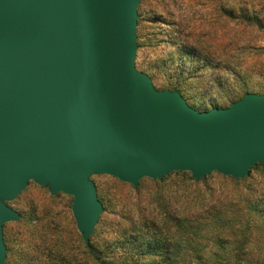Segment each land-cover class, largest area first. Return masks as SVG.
<instances>
[{
    "label": "water",
    "instance_id": "obj_1",
    "mask_svg": "<svg viewBox=\"0 0 264 264\" xmlns=\"http://www.w3.org/2000/svg\"><path fill=\"white\" fill-rule=\"evenodd\" d=\"M140 1L0 0V264L3 225L20 217L7 202L30 181L72 197L88 244L93 175L243 179L264 162V94L199 110L136 68Z\"/></svg>",
    "mask_w": 264,
    "mask_h": 264
},
{
    "label": "rangeland",
    "instance_id": "obj_2",
    "mask_svg": "<svg viewBox=\"0 0 264 264\" xmlns=\"http://www.w3.org/2000/svg\"><path fill=\"white\" fill-rule=\"evenodd\" d=\"M138 16L135 65L151 76L157 89L177 86L186 101L199 110L227 107L245 90L264 93V35L257 27L258 22L264 24V0H141ZM203 33H208V38H198ZM219 43L227 47L223 46L222 52L221 47L214 57L204 56L202 48L215 51ZM250 176L236 183L213 172L193 183L186 181L188 175L184 178L174 174L159 184V192L165 198V186L175 189L184 178L185 188H178L180 195L194 191L196 186H206L214 197L222 191L231 196L241 192L252 199L255 193L264 191V168L252 171ZM92 179L103 205L90 237L97 249L93 253L111 264H165L163 236L153 234L154 231L145 235L146 229L139 221L140 208L157 200L156 184L144 178L135 191L123 188L108 175H93ZM71 202V196L53 195L32 181L8 201L20 217L4 224V264H48L51 256L45 249L49 248L55 256L62 244L69 258L76 253L88 258L82 249ZM131 203L135 205L129 208ZM193 253L212 259L223 254L214 249L182 252Z\"/></svg>",
    "mask_w": 264,
    "mask_h": 264
},
{
    "label": "trees",
    "instance_id": "obj_3",
    "mask_svg": "<svg viewBox=\"0 0 264 264\" xmlns=\"http://www.w3.org/2000/svg\"><path fill=\"white\" fill-rule=\"evenodd\" d=\"M257 27L264 35V24L258 22ZM208 35V33H203L200 34L198 38H208ZM223 46L227 47V45L225 46L219 43L216 44L215 51H208V49L204 48H202V51L205 52L204 56L207 58L214 57L216 51L221 47L222 49L220 50L221 52L223 51ZM262 51L264 54V46ZM192 52L198 55L197 51ZM261 67L264 71V61ZM165 89H175L183 96L177 86ZM247 92L250 91H243L241 96ZM240 97L234 99V101L238 100ZM260 168H264V162L258 163L256 166L252 167L248 176L243 179L219 175L223 178H229L236 183H241L252 177L250 176L252 171ZM174 174H180L184 178L188 175L189 177L186 178V181L188 179L193 183L203 180H196L191 177L190 173L181 171L170 173L161 180L147 178L157 186L155 190L157 200L151 201L148 203V206L145 204L139 210V221L146 229L143 233L148 234L154 231L153 234H161L163 236L165 264H264V191L257 194L255 193L252 199L244 196L241 192H235L231 196L230 193H225L224 195L221 191L214 197L212 193L207 192L210 189L206 186H196L194 191L193 189L190 190L188 186L187 192L190 191L186 195H180L178 193V188H185V180L183 178V181L175 186V189L165 186V198H162L159 192V184ZM116 180L123 188L129 187L135 191L138 190V186L133 187L128 183L121 182L118 179ZM193 186L194 185L190 186V188ZM191 191L192 193L190 194ZM236 191L238 190L236 189ZM150 204H152L153 207L150 208ZM133 205H135V203H131L129 208ZM124 234H127V232L124 231ZM82 243L83 252L85 253L86 251L88 258L94 259V262L88 260L86 256L84 259L82 256H79L78 253L69 258L65 252L66 246L60 243L62 245L61 247L57 245V247L60 248L55 251V256L52 255L53 251H50L49 248L45 249V252L48 253L47 256H51L49 257V263L111 264L110 260L102 259L96 255V253H93L97 249L93 247L90 238L88 244H85L83 241ZM147 245L150 248L152 243L149 242ZM206 249H214L215 252H223V254L219 256L216 253L217 256L214 259L206 258L203 255L199 256L197 253H193L194 255H191L192 253L182 254V252L185 251H187V253L188 251L199 252ZM257 251H259L258 254H256ZM123 260L126 261V257Z\"/></svg>",
    "mask_w": 264,
    "mask_h": 264
}]
</instances>
